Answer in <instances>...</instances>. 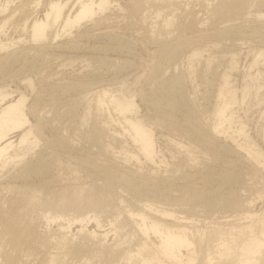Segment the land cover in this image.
I'll return each mask as SVG.
<instances>
[{
  "label": "rangeland",
  "instance_id": "rangeland-1",
  "mask_svg": "<svg viewBox=\"0 0 264 264\" xmlns=\"http://www.w3.org/2000/svg\"><path fill=\"white\" fill-rule=\"evenodd\" d=\"M2 1L4 2V0ZM217 1L210 0V3ZM175 2L176 5L170 7L165 16H180L182 7L195 6L194 8L197 9L200 8V4L206 8L210 6L208 0H175ZM251 10L253 14H257L254 8ZM45 12L46 8L43 5L38 6L36 11H33L31 20L41 18ZM106 12L111 13L109 10ZM164 14L162 13L159 19ZM122 17L115 19L116 21L109 28L116 37H119L117 39L127 42L128 48H131L129 53L126 52L127 57L122 55V60L121 56L113 55V51L117 52L119 49L116 41L112 42L108 38L99 36L83 38L84 47L88 45L86 48L89 50L86 49V52L77 55L68 54L67 58V54L40 51L37 48L38 44L31 41L30 33L23 30V20L17 21L13 25L9 23L10 27H8L9 25L6 26V33L2 34L1 39L8 46L0 55L4 56L8 53L11 56L9 62L0 61V89L9 93L12 92L10 100H16L21 94H25L29 97L28 101L35 102V122L42 125L43 139L39 144L40 147H36L34 151H29L25 146H16L11 153L12 158L14 156H22V158H14L15 161H11L0 173L1 215L17 216L23 219L25 224L31 221L38 230H45L47 226L44 215L48 211L40 201L49 202L60 198L62 195L63 200L70 204L64 208L66 217L70 218L76 214H90L92 216V212H94L99 216L102 225H105L104 229H108V222L113 221L116 226L118 225L115 228L119 234L128 235L125 240L126 244L137 246L146 239L134 226V220L126 214L130 209L135 212L144 210L143 203L152 200L154 203L157 202L158 206L162 204L160 207L176 212L177 216L178 214L185 216L186 213L200 210V208L184 210L181 209L184 207L178 206L179 203L188 201L195 193V182H187L188 180L180 178L179 175L182 173L199 176L201 174L199 169L203 170V167H207L214 171L213 175L218 172L226 175V179L222 183L225 195L240 194L243 198L259 195L264 197V175H260L247 164L235 163L232 156L210 148L205 139H199L197 135L186 130L182 116L171 117L156 113L145 102L146 98L153 96L152 92L157 90L162 82L177 80L182 87L181 92H184L188 99L186 103L182 104L184 109L204 130H208V126H211L214 121L218 107V95L222 80L220 75L229 69L230 55L236 54L237 57V68L232 72L230 78L232 86L239 90L247 86L253 89L254 83L250 81V75L247 72L249 58L246 59V55L250 49L264 48V44L260 45L258 39H256L257 41L247 39L245 44L236 49L230 46L229 39H225V41L224 39H215L216 48L205 49L203 56L193 62L189 61L188 53L183 50L166 59H161L157 51L159 43L154 39L146 38L145 29L151 23V18L142 21L138 17V19L136 17L130 18V16ZM212 19L210 16L205 26H211ZM140 23L141 25H139ZM163 24V21L160 20V25L154 33L161 39L165 38V35H159L164 32ZM95 26L89 21L83 23L73 35L80 32L84 33L86 30L91 32L97 28ZM137 26H140V29ZM128 27L132 29L127 30ZM149 29L152 32L151 27ZM139 32L141 35L138 34ZM178 34L180 33L174 35ZM118 35L123 36L126 41ZM128 39L129 41H127ZM104 46L105 48H103ZM109 46H115L117 49L111 51ZM104 49L111 52L105 53L106 50ZM35 52L40 55L50 54L51 56L47 55V58L44 59L37 57L39 59L35 60ZM95 53L99 54L96 55ZM132 53L136 54L133 56ZM107 55H111L109 56L111 58L115 56L114 66L109 62ZM134 57L137 58L134 60ZM125 58L130 60L129 73L132 76L140 77L128 93V98H134L137 108V112L131 114L130 117L139 119L151 130L155 142L156 162L163 161V163H159V167L144 158L141 159L140 163L135 159L126 164L117 161L115 156L119 155L120 151L133 150L134 146L129 138L127 141L121 142L113 137V132L124 133L120 126L121 123H119L118 112L109 100L103 99L99 103V96L95 94V89H93L95 86H106L113 88L110 89V93L121 95L122 88L116 86H118V81L122 79L121 75L124 74L120 73L121 70L118 68L122 66L120 64ZM157 64L161 65L159 72L153 74ZM260 92L258 97H255L256 94L254 93L249 96L247 98L248 103L240 99L235 111L237 112L236 116H239L246 124L247 134L253 140L256 139L255 141L264 150V143L260 141V137L258 138V132L264 129V115L261 114L264 110V89H261ZM262 95L263 98H261ZM259 100L263 101L260 102ZM27 103L29 104V102ZM259 109L261 112H258ZM105 123H107L106 129L102 127ZM21 136V131L12 134L10 138H14L12 140L14 145L17 144L18 138ZM175 142H179L182 147L179 148ZM70 145L72 147L68 148ZM32 152H36V154ZM88 155L96 156V170L85 162ZM70 157L78 164H70ZM36 159L45 162L44 166H37L41 168L39 174L33 173L28 178L19 177L20 166L29 160L38 162ZM227 164L229 165L227 166ZM231 165H234L233 172L237 175V179L229 177V170H231L229 166ZM98 171L104 172L107 176L101 177L98 175ZM109 172L117 174V179L113 181ZM169 175H175L178 180L175 179L174 183H169L166 181V177ZM52 180H56V182L52 183ZM72 183H76V186ZM145 183L149 184L150 187L153 183L160 187L161 191L159 193L149 191L148 188L150 187L147 188ZM139 185L141 187H138ZM77 186L88 187L83 195L84 198L78 200L82 202V207L78 211L74 209L73 200H69L71 191ZM164 192H171L172 194L168 203L164 201L166 204L162 199L160 200ZM31 196L34 198L31 199ZM229 196L227 200L220 202L222 205L219 203L217 207L219 212H215V210L214 214L211 215L197 211L193 217L200 221L189 217L194 220L195 228L202 231L210 226L209 222H223L226 218H228V222L242 221L234 219L233 215L237 213L234 211L236 207L232 209V205L226 204ZM89 197H92L94 202L102 199V204L98 206L87 204L88 201L85 198ZM244 202L246 203V200ZM225 205L228 209L231 208L230 211L225 208ZM256 208L260 213H264V198L258 199ZM58 222H54L48 228L52 242L45 248L49 253L57 254L56 258L68 251L64 244L60 243L63 236L59 234ZM169 222L175 223L174 221ZM196 222H200V224H196ZM78 225L77 228H80V224ZM88 227L96 228V224L90 222ZM110 230H114V228L110 226ZM77 231L73 230V234ZM259 235L261 234L259 233ZM76 237L74 236V238ZM114 238L115 236H111V241ZM81 241L83 240L81 239ZM153 243H157L154 238ZM43 246V244L37 243V248L28 253L25 248L17 249L8 240L1 238L0 233V264H8L9 257L14 259V264H38L48 257V252ZM49 259L47 258L48 261ZM77 259L70 256L71 263L68 264H81L84 261ZM90 264H101V261L98 257H94Z\"/></svg>",
  "mask_w": 264,
  "mask_h": 264
},
{
  "label": "bare ground",
  "instance_id": "bare-ground-1",
  "mask_svg": "<svg viewBox=\"0 0 264 264\" xmlns=\"http://www.w3.org/2000/svg\"><path fill=\"white\" fill-rule=\"evenodd\" d=\"M208 4H210L208 8L204 7L203 4H200V8L197 9L194 8L195 6L182 7L180 16L167 17L165 15L170 7L176 5L175 0H160V2L159 0H4V2L0 0V53H4L5 48L8 46L1 39L2 34L6 33V26L9 23L13 25L15 22L23 20V30L30 33L31 41L38 44L37 48L40 51L51 53L54 51L52 54L56 52V54L63 53L67 54L66 57L68 54L77 55L88 49L86 48L88 45L84 47L83 38L99 36L111 39L112 42L116 41L117 48L122 49H118L117 52L113 51V55L116 57L121 56L122 60V55L125 56L126 52L129 53L131 48H128L127 42L117 39L119 37H116L113 31L109 29L116 21L115 19L120 16L138 17L142 21L151 18V23L145 29L146 38L154 39L159 43L157 51L161 59H166L183 50L188 53L189 61L193 62L203 56L205 49L216 48L215 39H224V41L229 39L231 43L229 45L236 49L245 44L247 39H258L260 45L264 44V0H218L215 3H210V0H208ZM40 5L46 8L44 16L31 20L33 11H36ZM252 8L255 9L256 15L252 13ZM107 10L111 13L108 14ZM162 13L165 14L159 19ZM210 16L213 18L212 25L208 27L205 24L209 21ZM160 20L164 23V32L159 35H165L164 39L154 34L156 28L160 25ZM88 21L97 26L96 29L92 30L93 33L86 30L84 33L80 32L73 35L83 23ZM134 23L136 24V22ZM131 27H128L127 30H131ZM149 27H151L152 32H150ZM142 33L144 34V32ZM177 33L180 34L174 35ZM54 40H56V43H54ZM94 46L96 47V45ZM115 46H109L111 51L117 49ZM95 47L93 48L95 49ZM107 51L111 52L109 50L103 52L107 53ZM47 55L50 54L40 55L35 52V60L44 59ZM10 56L11 54L8 53L4 56L0 55V61L9 62ZM246 56V59L249 58L247 72L250 75V81L254 83L253 89L247 86L239 90L232 86L230 78L232 72L237 68V57L236 54H231L229 69L220 75L222 80L218 95V107L214 121L211 126H208V130H204L184 109L182 104L186 103L188 99L185 93L181 92L182 87L177 80L162 82L159 88L152 92L153 96L146 98L145 102L156 113L171 117L182 116L186 130L197 135L199 139H205L210 148L230 155L234 158L235 163L247 164L260 175H264V150L255 141L256 139L253 140L247 134L246 124L239 116H236L237 112L235 111L240 99L248 103L247 98L249 96L254 93L256 97L260 90L264 89V48L250 49ZM114 57L107 58L112 66L115 63ZM136 58L134 57V60ZM116 60L118 61L117 58ZM129 61L125 58L122 61L123 63L121 62L122 64L118 63V65H122L118 68L121 70L120 73L124 74L121 75L122 79L120 78L121 80L118 81V86H114L122 88L121 95L110 93V89L113 88L106 86H95L93 89H95V94L99 96V103L103 99L109 100L118 112L119 123H121L120 126L123 128L124 133L113 132V137L121 142H125L129 138L134 146L133 150L120 151L119 155L115 156L117 161L126 164L128 161L135 159L140 163L141 159L144 158L159 167L163 161L156 162L155 142L151 130L139 119L130 117L131 114L137 112V108L134 98H128V93L140 77H136L137 75L132 76L129 73ZM157 65L153 74L159 72L161 65ZM10 96H12V92L9 93L4 89H0V173L11 161H15L14 158H22V156H14V158L10 156L16 146H25L29 151H34L36 147H40L39 144L43 139L42 125L35 122V102L28 101L29 97L25 94H21L16 100H10ZM261 98H263V95ZM261 105L263 104L261 103ZM258 112H261V110L259 109ZM261 114L264 115V110ZM106 124L102 126L105 129ZM16 131H21L22 136L18 138L19 141L14 145L12 141L14 138L10 137ZM258 134V138L260 137L262 139L260 141L264 143V129L260 130ZM175 144L179 148L182 147L179 142H175ZM71 147L72 145L68 148ZM244 149L245 152H243ZM32 153L36 154V152ZM36 160L38 162L33 160L24 162L20 166L18 176L28 178L33 173L39 174L41 168L37 166H44L45 162L39 159ZM69 162L70 164H78L72 157L69 158ZM85 162L96 170V156L88 155ZM229 167L231 169L229 170V177L237 179V175L233 172L234 165ZM199 171L201 172L199 176L184 173L179 175L180 178L188 180L187 182H195V193L188 201L179 203L178 206L184 207L181 208L184 210L195 208H200V210L186 213L185 216L184 214H178L180 216L178 217L176 212L160 207L162 204L158 206L157 202L154 203L149 200L143 203L144 210L135 212L130 209L126 212L134 220V226L146 239L137 246L126 244L125 240L128 235L119 234L115 228L118 225L116 226L113 221L108 222V229H104L105 225H102L99 216L94 212H92V216L90 214H76L70 218L66 217L64 208L70 204L63 200L62 195L60 198L49 202L40 201L48 211L44 215L47 226L45 230H38L32 225L31 221L25 224V221L17 216L0 214L1 238L8 240L17 249L25 248L28 253L37 248V243L43 244L45 249L46 245L52 242L48 234V228L54 222L59 221V234L63 236L60 243L64 244L68 251L56 258L57 254L49 253L45 249L48 252L47 258L50 259L48 261L45 258L38 264H68L71 263L70 256L78 258V261L84 260L81 264H90L94 257H98L101 264H264V213H260L256 208L258 199L264 197L259 195L243 198L240 194H238L240 196L236 194L232 196L225 195L222 188V183L226 179L225 174L218 172L219 174L213 175L214 171L207 167H203V170L200 168ZM109 174L113 181L117 179V174L114 172H109ZM98 175L101 177L107 176L102 171H98ZM175 179L178 180L175 175L166 177V181L169 183H174ZM51 182L55 183L56 180ZM72 184L76 186V183ZM148 186L149 184L146 187L148 188ZM138 187H141V185ZM87 189L88 187L77 186L71 191L69 200H73L75 210L78 211L82 207V202L78 200L84 198L83 195ZM148 189L158 193L161 191V188L153 183ZM228 196L230 198L226 204L232 205V209L236 207L234 211L237 213L233 215L234 219L242 221L228 222V218L226 220L222 218L223 222H209L210 226L202 231L195 228L194 220L200 221L193 217L195 212L200 211L213 215L215 210V212L218 211L219 203L227 200ZM171 197V192H164L160 200L162 199L163 202L168 203ZM33 198L31 196V199ZM85 199L88 201L87 204L91 206L102 204V199L95 202L92 197ZM244 200H246V203ZM220 204L222 205V203ZM169 221L175 223L171 224ZM90 222H94L96 228L88 227ZM78 224H80V228H77ZM196 224H200V222H196ZM110 226L114 230H110ZM73 230L78 231L73 234ZM74 236L77 237L74 238ZM111 236H115L112 241ZM153 238L157 240L156 244H152ZM14 263V259L9 257L8 264Z\"/></svg>",
  "mask_w": 264,
  "mask_h": 264
}]
</instances>
